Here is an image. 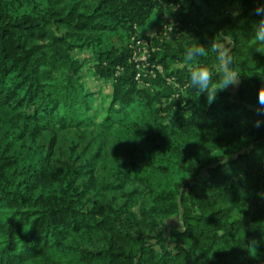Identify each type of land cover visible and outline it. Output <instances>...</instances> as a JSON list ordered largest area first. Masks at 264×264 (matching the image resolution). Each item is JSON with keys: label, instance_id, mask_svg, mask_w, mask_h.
I'll use <instances>...</instances> for the list:
<instances>
[{"label": "trees", "instance_id": "trees-1", "mask_svg": "<svg viewBox=\"0 0 264 264\" xmlns=\"http://www.w3.org/2000/svg\"><path fill=\"white\" fill-rule=\"evenodd\" d=\"M260 2L0 0V264H264ZM196 43L239 74L211 103Z\"/></svg>", "mask_w": 264, "mask_h": 264}, {"label": "clouds", "instance_id": "clouds-1", "mask_svg": "<svg viewBox=\"0 0 264 264\" xmlns=\"http://www.w3.org/2000/svg\"><path fill=\"white\" fill-rule=\"evenodd\" d=\"M255 14L264 17V0L255 10ZM255 39L264 43V19H262L255 31ZM207 49L199 43L193 44L186 53V64L192 65L189 69V86L200 93H207L209 103L216 99L218 90H225L229 86H238L239 74L232 67L231 50L224 44L223 47L215 49L217 63L212 67L204 66L199 63V58L205 55ZM218 82V87L213 88V84ZM259 105L264 107V89L259 93ZM261 121H256V126H261Z\"/></svg>", "mask_w": 264, "mask_h": 264}, {"label": "rangeland", "instance_id": "rangeland-1", "mask_svg": "<svg viewBox=\"0 0 264 264\" xmlns=\"http://www.w3.org/2000/svg\"><path fill=\"white\" fill-rule=\"evenodd\" d=\"M166 19H159L158 17H153L151 21L149 22L148 26L144 29L140 30L141 34L144 35V40H142V48L143 52L142 55H139L137 57V61L139 62H146L145 58L148 59V56L150 54V47L151 43L153 41V38L157 35L163 34L166 38L170 40V34L172 32V27L170 24H165ZM117 43H120L119 40H116ZM145 51H148V54H144ZM83 57H86V55H83ZM91 67V65H87V68ZM89 85L92 86L94 89H101L105 92V94L110 93V87L105 88L101 83H94L92 79H88ZM141 82V81H140ZM140 86H143V84L140 83ZM100 106V105H98ZM136 108H138V115L140 118H145L148 120L156 118L155 109L151 108L150 110L145 111L144 107L140 102L136 103ZM79 238V240L84 243L85 245L88 243V237ZM82 239V240H81ZM26 264V263H23ZM27 264H43V261L41 259L35 260L33 263H27Z\"/></svg>", "mask_w": 264, "mask_h": 264}, {"label": "built area", "instance_id": "built-area-1", "mask_svg": "<svg viewBox=\"0 0 264 264\" xmlns=\"http://www.w3.org/2000/svg\"><path fill=\"white\" fill-rule=\"evenodd\" d=\"M158 35L156 34V37H157ZM142 41H139L138 43H137V47H139V51H138V53L140 54V55H142V52H143V48H142ZM144 54H148V51H145V53ZM145 60L147 61V59L145 58Z\"/></svg>", "mask_w": 264, "mask_h": 264}]
</instances>
